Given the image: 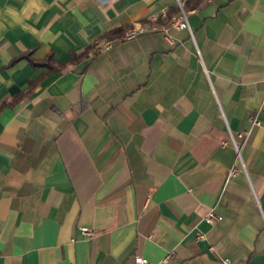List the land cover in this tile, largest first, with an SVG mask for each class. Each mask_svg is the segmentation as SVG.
<instances>
[{
	"label": "crops",
	"instance_id": "crops-1",
	"mask_svg": "<svg viewBox=\"0 0 264 264\" xmlns=\"http://www.w3.org/2000/svg\"><path fill=\"white\" fill-rule=\"evenodd\" d=\"M169 253L264 264V0H0V264Z\"/></svg>",
	"mask_w": 264,
	"mask_h": 264
},
{
	"label": "built area",
	"instance_id": "built-area-1",
	"mask_svg": "<svg viewBox=\"0 0 264 264\" xmlns=\"http://www.w3.org/2000/svg\"><path fill=\"white\" fill-rule=\"evenodd\" d=\"M174 24L179 26V27H181V26L189 27L187 15L183 9H182L181 15L179 16L178 19H176ZM149 30H150V28L147 26H144V25L134 26V27L127 29L123 35L118 37V40H131V39H134V38L138 37L139 35L147 32ZM114 44H115L114 40H104V41H99V42L97 41V43H96L97 48L91 54H95L99 51L108 50V49L112 48L114 46ZM249 120H250V124H251L250 128L248 130L242 132V133H239V135H241V136L244 135V139H246L248 137V135L250 134L251 127L259 124V121H258L256 116H251L249 118ZM229 137H230L231 143L234 147V150L236 152V157L238 159H240L241 144L238 141H236V139L234 138V136L232 135L231 132H229ZM223 143H225V141H223ZM204 219L208 223H214L218 220V216L213 211L210 210L204 215ZM80 231L84 236L89 237V238L93 237L96 234V229H94L92 227H87V226H81ZM198 238H204V234L199 233ZM210 248H212V247H210ZM170 257H171V254L169 253L160 261L152 262V261H149L148 259H146L145 257H143L142 255H136L134 257L133 264H169ZM223 262L227 264V263H229V260L225 258V259H223Z\"/></svg>",
	"mask_w": 264,
	"mask_h": 264
},
{
	"label": "trees",
	"instance_id": "trees-1",
	"mask_svg": "<svg viewBox=\"0 0 264 264\" xmlns=\"http://www.w3.org/2000/svg\"><path fill=\"white\" fill-rule=\"evenodd\" d=\"M57 69H59V68H57Z\"/></svg>",
	"mask_w": 264,
	"mask_h": 264
}]
</instances>
